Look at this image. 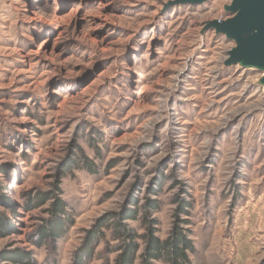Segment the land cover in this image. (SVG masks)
<instances>
[{"label": "rangeland", "instance_id": "374dc122", "mask_svg": "<svg viewBox=\"0 0 264 264\" xmlns=\"http://www.w3.org/2000/svg\"><path fill=\"white\" fill-rule=\"evenodd\" d=\"M176 1L0 0V181L15 207L0 208L14 228L0 250L72 264L95 220L159 191L162 240L175 198L190 203L189 264H264L263 74L225 66L234 44L205 29L231 0ZM74 158L60 187L75 223L54 260L29 243L45 215L24 195ZM103 248L89 264H113Z\"/></svg>", "mask_w": 264, "mask_h": 264}, {"label": "trees", "instance_id": "16d2710c", "mask_svg": "<svg viewBox=\"0 0 264 264\" xmlns=\"http://www.w3.org/2000/svg\"><path fill=\"white\" fill-rule=\"evenodd\" d=\"M76 158L86 160L81 148L76 147ZM68 166L57 169L50 188L46 191L29 190L24 195L25 209H39L42 215L40 225L34 231L29 243L40 249L47 245L50 248L48 256L56 259V244L64 238L75 223V215L68 203L62 198L60 179L65 171H70L75 159ZM88 169V168H87ZM2 172V170H0ZM6 186L0 181V208L15 214V207L6 196ZM159 192V191H158ZM158 192L146 196L143 202H136L129 197L123 208L116 213H108L95 220L92 226L84 231L82 242L71 256L72 264H89L96 257L97 249L103 244V254H114L113 264H155L162 261L165 264H189L188 253L194 251V245L189 240L187 216L190 203L179 197L175 198L174 222L165 239L157 237V220L154 215L159 207ZM139 222L141 233L129 225ZM12 221L0 211V237H8L13 231ZM0 264H36L33 253L26 249L8 248L0 250Z\"/></svg>", "mask_w": 264, "mask_h": 264}, {"label": "water", "instance_id": "95a60500", "mask_svg": "<svg viewBox=\"0 0 264 264\" xmlns=\"http://www.w3.org/2000/svg\"><path fill=\"white\" fill-rule=\"evenodd\" d=\"M207 1L178 0L169 6H200ZM223 11L229 17L207 22L205 29L223 35L234 44L233 49L227 53L224 65L256 69L263 74L260 85L264 88V0H231Z\"/></svg>", "mask_w": 264, "mask_h": 264}]
</instances>
